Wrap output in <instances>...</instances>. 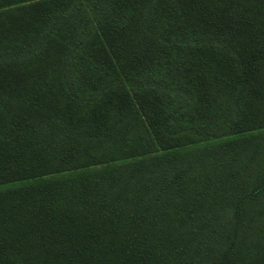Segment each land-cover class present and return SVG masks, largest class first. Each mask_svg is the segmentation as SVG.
Wrapping results in <instances>:
<instances>
[{
    "label": "trees",
    "instance_id": "trees-1",
    "mask_svg": "<svg viewBox=\"0 0 264 264\" xmlns=\"http://www.w3.org/2000/svg\"><path fill=\"white\" fill-rule=\"evenodd\" d=\"M0 264H264V0H0Z\"/></svg>",
    "mask_w": 264,
    "mask_h": 264
}]
</instances>
